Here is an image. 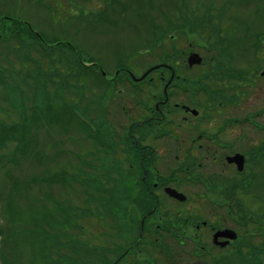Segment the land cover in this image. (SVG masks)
<instances>
[{
  "label": "rangeland",
  "instance_id": "1",
  "mask_svg": "<svg viewBox=\"0 0 264 264\" xmlns=\"http://www.w3.org/2000/svg\"><path fill=\"white\" fill-rule=\"evenodd\" d=\"M187 1L189 2L185 0H0V16L7 15L30 26V29L25 26L19 29V25L13 28L14 31L28 34L27 43L20 46L17 41H12L5 51L6 54L0 55V66L2 65V68L7 66L3 58L12 49L13 53L7 57L13 64L14 71L23 74V79L28 78L31 85L37 86L27 87L18 82L16 89H11L8 86L11 78H8L10 82L8 81L6 85L0 82V125L3 129L8 128L11 123L17 124L20 130L15 134L20 133L22 146L30 150L23 157H20L21 153L18 154L17 159L22 162L19 169L14 168L12 164L0 165V264H47L46 255L51 258L49 262H53L52 259L56 260L57 255H66L65 264H88V262L100 264L96 256L86 257L79 252V248H84L82 244H86L84 241H89L94 247L112 248L115 255L118 249L121 250V254L127 247L133 245V233L130 232L124 214L119 216L124 218L127 225L122 223L121 229H118L115 228V221L112 220L109 224L114 228H111L108 222L102 220L105 217L102 210L104 207L100 208L97 204L98 208H96L95 203L88 208L89 210L92 208L93 214L88 216L80 214L84 217L80 222L84 229L79 231L70 229L63 233L62 230L66 228L61 224L57 223L49 227L45 220L53 223L62 221L64 213L71 208V204L76 205L81 213L87 208V203L81 204L89 199H86L83 192L79 195L74 193L80 186L79 182L73 181L72 191L61 187L62 185L58 183H37V179L40 180L45 176L46 179H51L60 175V180L64 176L62 174L66 173L69 177L78 174L81 179L96 178L93 173L79 174L73 170H81L85 167L79 157L86 159L92 157L87 152L90 148L84 151L77 150L83 148V145L90 146L94 159L100 164L102 158L97 152H110L117 148L119 140L111 137L121 136L124 129L118 124L127 125L125 116L127 113L131 114L136 107L132 98L128 99V91H124V94L118 93L121 97L111 101L110 95L114 94V90H109L101 95L104 97L92 102L97 108H101L109 101L110 118L103 115L101 122L91 119L86 110L89 104L87 100L93 99L89 92L91 86L106 82L98 75H92L91 70L86 69L85 66L101 65L110 80L115 77L116 70H136L140 74L145 67L153 63H162L164 58L171 57L167 59L169 63L177 66L178 71L180 70L185 76H191L187 66L190 52L200 54L204 58L208 57L210 60L212 53L216 52L214 44L218 43L219 52L213 55L216 57L208 66L211 68L213 64L218 65L217 59L226 62L227 57H223L220 52L223 48L229 49L226 41L234 40L237 45L243 47L247 44L244 40L248 36L250 41L253 40L251 45H255L259 34H263L259 31L264 29V0ZM202 16L205 17L203 23L200 22ZM179 22L183 25H178ZM218 23H221V28ZM190 25L197 30L194 31V35L186 38L188 30H181ZM31 31L44 37L50 46L57 43L68 44L74 46L77 53L66 47L57 49V52L49 51L50 55H43L42 47L46 53L51 47L41 42L35 35H30ZM162 31L169 32V35L166 38L158 37L159 33L163 34ZM258 44L259 57L264 64V35ZM197 45L203 48H197ZM211 46L213 48L209 52ZM21 50H23L22 58H20ZM240 51L244 53V50ZM228 53L229 51L226 55ZM249 54L252 56H249L245 63L248 62L254 68L257 66L254 63V55ZM240 56L233 65V68L239 70L245 68L244 60H241ZM139 67L140 69H137ZM7 69L9 71L6 70L7 77L13 75L12 68L8 66ZM213 74L215 80V78L224 79L229 73L214 72ZM123 76L122 74L121 77ZM260 84L261 86L257 88L258 93L246 108L249 113H256L264 108V80ZM78 85L79 89L74 90ZM252 93L253 91L251 96ZM75 100L77 102H72ZM121 108L126 110L123 112ZM239 115L241 117L242 114ZM233 116H236L235 113ZM240 132L249 135V149L264 142L262 134L247 128L234 129V138L238 137ZM3 152L7 155L6 151ZM9 153L12 155L14 150ZM260 165L262 167L260 174L253 181H251L253 176H250L246 190L240 194L237 192L236 196L239 195L240 199L245 201L250 211L260 212L256 215L264 218V152ZM116 175L118 177L112 183L113 188L119 184L124 187L131 186V178L126 179L123 173ZM87 184L91 189L100 188L99 182ZM79 190L81 191L82 188ZM82 206L84 208L80 209ZM115 231L119 233V237L108 238L115 236L117 234ZM47 232L50 233L49 237L45 235ZM102 232H105L106 240L99 237ZM63 234L68 238L59 237ZM205 239L208 240L209 236ZM169 242L176 245L175 241ZM192 248L193 246L182 248L175 250L174 253H181L187 259L190 256L192 261L197 260L195 254L189 255ZM159 249V258L167 255L166 250H171L165 248V245ZM164 249L165 253L162 252ZM135 250L139 254L133 255L132 249V254L125 258L122 264H144L147 253L152 258H156L158 254V251L149 252L144 247ZM115 259L116 257L112 255L111 260ZM237 261L239 264H244L240 263V258ZM238 263L224 262V264Z\"/></svg>",
  "mask_w": 264,
  "mask_h": 264
},
{
  "label": "flooded vegetation",
  "instance_id": "2",
  "mask_svg": "<svg viewBox=\"0 0 264 264\" xmlns=\"http://www.w3.org/2000/svg\"><path fill=\"white\" fill-rule=\"evenodd\" d=\"M240 50L233 40L224 68H209L208 57L203 56L202 66L194 70V84L180 81L186 80L184 74L163 63L158 71L162 83H153L155 78L149 75L141 83L116 85L129 90L128 99L136 107L125 116L118 147L100 154L110 160L109 167L104 164L96 170L131 178L133 195L125 197L133 199L129 255L132 249L133 255L139 254L135 252L139 247L158 251L156 258L147 253L144 264H224L239 258L240 263L261 264L264 258L263 218L236 196L246 190L250 176L253 181L260 174L264 142L249 149V135L233 136L234 129L247 128L264 137V108L256 113L246 109L264 80V64L260 46L253 48L254 68L245 63L249 45L244 53ZM239 55L245 67L241 70L233 68ZM214 72L229 74L214 80ZM236 155L245 157L244 172L229 162ZM169 191L187 200L182 202L183 197ZM225 232L231 233L217 235ZM234 234L235 240L230 239ZM163 245L171 250H162L167 254L160 256L162 261ZM190 246L189 255L195 254L197 260L174 253Z\"/></svg>",
  "mask_w": 264,
  "mask_h": 264
},
{
  "label": "trees",
  "instance_id": "3",
  "mask_svg": "<svg viewBox=\"0 0 264 264\" xmlns=\"http://www.w3.org/2000/svg\"><path fill=\"white\" fill-rule=\"evenodd\" d=\"M185 1L187 3L189 2L187 0H185ZM187 3H186V5H187ZM18 25L20 26L19 29H21V27L23 28L24 26L26 28V26H27L17 19L7 17V15L0 16V55L1 56L6 54L5 51L10 47L9 45L11 44L12 41H17L20 44L27 43L28 34L23 33V31H14L13 30V28L18 26ZM178 25H183V23L181 24L179 22ZM28 28L30 29V27H28ZM182 30H188L190 33L194 34V31L197 30V28L194 27L193 25H190L189 27L182 28ZM30 35H34V33L31 31ZM39 40L48 45V42L44 37L42 39L39 38ZM48 46H50V45H48ZM50 47L51 48H48V51H47L48 53H46V50L42 47L41 54L48 55L49 51L57 52V49L66 48V47L71 48L72 51L77 53V49L74 46H70L68 44L59 45L57 43V44L51 45ZM4 48H6V49H4ZM8 53H11V50ZM64 55H67V54H64ZM5 57L6 56H4L3 61H4V63H8V61ZM10 65L12 66V64H10ZM6 69H7L6 67L2 68V65L0 66V72L2 73V75H0V82L4 83L6 85V83L9 81L8 78H11V80H10L11 82L9 81L10 83H8V86L11 89H16V86H18V84H17L18 82L20 84H25L27 87H37L35 85H31V82L29 81L28 78L23 79V74H18V72H16V71H14L13 75L11 74L10 76L7 77ZM55 75H57V74H54V76ZM57 76H59V75H57ZM39 91L41 92V89H39ZM19 130L20 129L17 126V124H14V123H11L8 128H3V129L0 125V165L8 163L9 152L16 150L11 155L14 159L12 165L14 166V168H17V169L20 168L22 162L19 159H17V156H18V154H20L21 147L22 148H24V147L21 144L20 133L15 134V133H18ZM89 148L92 149L90 146L83 145V148H81L77 151H84L85 149H89ZM3 151H6L7 155ZM81 173L82 172H79V174H81ZM62 175H64L62 177V179L59 180L60 175L55 176V177L50 179L51 182L53 184H55V183L61 184L62 185L61 187L68 189V190L71 189L72 191H73V181L79 182L80 186L76 188V190L78 192L74 191V193L75 194L78 193V195H79L80 193L83 192L84 195L87 197L86 199H89V200H87L85 202V200L83 199L84 203H82L81 205H85V203H87L86 204L87 208L83 209L84 207L82 206L80 208V209H83L81 213L79 212L80 210L78 207H76V205L71 204L70 205L71 208L68 209L67 212L64 213L65 216L63 215L62 221L58 220V221H54V223H53L50 220H45L48 222L49 227H51L52 225H57V223L61 224L66 228V230H64V229L62 230L63 233L67 232L70 229H77V231L84 229L80 225V222L82 221V218H84V217H81L80 214L85 215V216L93 214L92 208L90 210L88 208L90 206H93L94 203L96 204V208H98L97 204L100 208L104 207V209H102V210H103L105 217H103L102 220L108 222V225L111 228H114L113 226H111L109 224V221H112V220L115 221L114 226H115V228H118V229H121L122 223L127 225V224L131 223V222H129V220H131L133 222V199H125V197L131 198V196L133 195V188L131 186L130 187H124L122 184H119L117 188L114 187V188L107 189L106 187L100 186L99 189H91V187L87 186L85 182L81 181V178H79L78 174H77V176H72V177H69V175L67 173L62 174ZM95 176H96V178H94V180H97L99 178V175L96 174ZM39 182H41V181L39 179H37V183H39ZM79 188H82V190L80 191ZM127 203H128V205H127ZM115 209H121V211H115ZM122 213L124 214V217L127 220L129 219L127 224L124 222V218L122 219L119 216V214H122ZM45 215L46 214H44V216ZM72 220H73V222H71ZM74 221H75V223H74ZM132 228H133V224H132ZM102 234L106 236L105 232H102ZM45 235L47 237H49L50 233L47 232ZM59 237L68 238L67 236H64V234L59 235ZM45 241H46V239H45ZM84 243H86V244H82L84 246V248H79V252H81L82 255L85 254L86 257L87 256L88 257L89 256H94V257L96 256L97 258L102 260L100 264H104L105 261L103 260V253L99 252V251H101V249L93 247L91 245L92 243H90L89 241H84ZM59 252H61V249ZM46 260H47V264H65V261L67 260V256L66 255H57L56 260L52 259L53 262H49V260H51V258H49V255H46ZM124 260H125V258H118L112 264H122Z\"/></svg>",
  "mask_w": 264,
  "mask_h": 264
},
{
  "label": "water",
  "instance_id": "4",
  "mask_svg": "<svg viewBox=\"0 0 264 264\" xmlns=\"http://www.w3.org/2000/svg\"><path fill=\"white\" fill-rule=\"evenodd\" d=\"M190 65L191 66H194V65H196V64H200L201 63V60L199 59V56H197V55H194V56H192L191 58H190ZM231 163H236V164H238V166H240L241 168H240V171H243V168H244V157H242V156H237V157H235V158H233V159H230L229 160ZM172 192V191H171ZM173 194H174V196H179V195H177L175 192H172ZM179 197H182V196H179ZM181 200H186V199H181ZM218 236H227V234L225 233V234H220V235H218ZM229 238H231V239H234L235 237H229Z\"/></svg>",
  "mask_w": 264,
  "mask_h": 264
}]
</instances>
